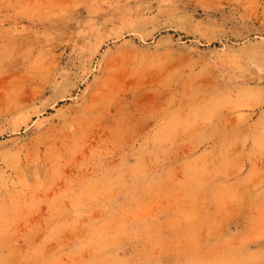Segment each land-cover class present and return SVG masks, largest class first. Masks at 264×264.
Listing matches in <instances>:
<instances>
[{
    "label": "rangeland",
    "instance_id": "1",
    "mask_svg": "<svg viewBox=\"0 0 264 264\" xmlns=\"http://www.w3.org/2000/svg\"><path fill=\"white\" fill-rule=\"evenodd\" d=\"M0 264H264V0H0Z\"/></svg>",
    "mask_w": 264,
    "mask_h": 264
}]
</instances>
